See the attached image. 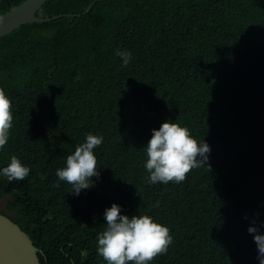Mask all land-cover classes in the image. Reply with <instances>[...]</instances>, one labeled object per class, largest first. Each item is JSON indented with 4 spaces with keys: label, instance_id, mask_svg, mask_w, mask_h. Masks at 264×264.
I'll return each mask as SVG.
<instances>
[{
    "label": "trees",
    "instance_id": "trees-1",
    "mask_svg": "<svg viewBox=\"0 0 264 264\" xmlns=\"http://www.w3.org/2000/svg\"><path fill=\"white\" fill-rule=\"evenodd\" d=\"M24 1L0 0V15ZM38 13L69 16L0 38L13 114L0 167L13 154L30 167L0 177V212L40 263L105 264L96 235L117 203L169 227L150 264H258L247 228L264 222V0H47ZM166 119L211 151L182 182L150 184L145 145ZM89 132L104 137L99 177L75 195L55 171Z\"/></svg>",
    "mask_w": 264,
    "mask_h": 264
},
{
    "label": "clouds",
    "instance_id": "clouds-1",
    "mask_svg": "<svg viewBox=\"0 0 264 264\" xmlns=\"http://www.w3.org/2000/svg\"><path fill=\"white\" fill-rule=\"evenodd\" d=\"M42 8V7H41ZM41 10V9H40ZM39 10V11H40ZM40 16V14L38 13ZM41 17V16H40ZM122 65L126 66L132 59L130 50L119 53ZM11 98L0 87V149L10 138L13 126ZM179 122V121H178ZM151 136L145 145L144 169L147 182L166 184L182 182L189 171H197L206 166L211 151L205 140L198 141L187 126L181 122L164 120L158 128L150 130ZM104 137L99 133H87L65 161H61L55 171L57 182L71 185V192L79 195L81 190L94 186L93 177H99L97 155L95 150L103 143ZM208 168V166H207ZM30 173L29 165L18 156L11 155L8 163L0 167V177L9 182L24 180ZM121 205L112 203L104 209L106 223L96 235V253L105 264H150L154 257L163 254L173 240L169 227L147 213L128 216L121 212ZM264 222L257 224L253 220L247 231L253 234L256 244V260L264 264Z\"/></svg>",
    "mask_w": 264,
    "mask_h": 264
},
{
    "label": "water",
    "instance_id": "water-1",
    "mask_svg": "<svg viewBox=\"0 0 264 264\" xmlns=\"http://www.w3.org/2000/svg\"><path fill=\"white\" fill-rule=\"evenodd\" d=\"M46 1L25 0L19 6L0 15V38L26 24L45 23L69 16L40 17L38 12ZM92 6L93 4H90L84 13ZM39 254L43 252L34 246L28 235L0 212V264H41Z\"/></svg>",
    "mask_w": 264,
    "mask_h": 264
},
{
    "label": "rangeland",
    "instance_id": "rangeland-1",
    "mask_svg": "<svg viewBox=\"0 0 264 264\" xmlns=\"http://www.w3.org/2000/svg\"><path fill=\"white\" fill-rule=\"evenodd\" d=\"M5 209V198L0 202V210Z\"/></svg>",
    "mask_w": 264,
    "mask_h": 264
}]
</instances>
